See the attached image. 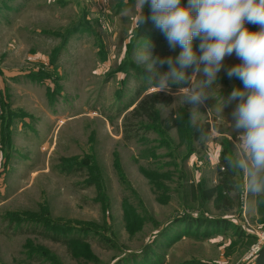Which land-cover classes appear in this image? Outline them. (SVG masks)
I'll use <instances>...</instances> for the list:
<instances>
[{"label":"rangeland","instance_id":"obj_1","mask_svg":"<svg viewBox=\"0 0 264 264\" xmlns=\"http://www.w3.org/2000/svg\"><path fill=\"white\" fill-rule=\"evenodd\" d=\"M133 3L0 0V264H51L40 257L27 260L29 248L43 247L61 264H117L129 254L135 258L121 264H256L264 246L259 210L263 200L244 198L234 188L226 193L219 189V203L202 195L219 185L216 166L239 135L230 127L239 100L229 101V96L238 85L244 86L235 77L227 83L222 79L241 61L235 54L225 58L218 84L198 106L195 125L210 129L202 141L193 140L191 156L185 158L191 105L182 103L175 84L160 91L172 97L169 106H160L162 117L173 112L180 118L166 134L174 148L143 154L161 138L148 132L146 142L139 137L125 140L124 117L140 96L158 91L143 85L158 81L168 67L157 63L156 70L149 71L136 64V53L147 44L145 37L129 56L137 28L134 15L124 10ZM247 26L253 31L259 27ZM154 32L157 40L163 39L158 28ZM161 42L169 45L166 38ZM149 51L160 59L175 58L176 47L169 46L167 54L156 55L151 46ZM131 62L140 70L130 69L129 75L120 71ZM132 123L136 133V122ZM142 165L153 170L145 173ZM240 180L238 175L236 182ZM153 181L167 188L166 196L154 189ZM132 207L147 218L141 228L127 224V219H136L127 212ZM188 211L230 218L233 224L222 231L206 228L203 236L204 227L185 232L179 223L169 235L152 241L159 226ZM44 220L67 227L46 230ZM89 225L110 239L83 232ZM235 225L249 235H235ZM57 232L86 240L77 251L81 259L75 248L52 238ZM149 243L148 254L136 255Z\"/></svg>","mask_w":264,"mask_h":264},{"label":"clouds","instance_id":"obj_2","mask_svg":"<svg viewBox=\"0 0 264 264\" xmlns=\"http://www.w3.org/2000/svg\"><path fill=\"white\" fill-rule=\"evenodd\" d=\"M146 5L169 46H179L182 51L175 58L160 59L151 55L147 44L136 53L135 62L149 71H155L157 63L168 65L158 81H148L158 92L190 80V86L179 88L177 94L184 105H191L193 125L200 114L198 106L218 84L225 58L235 54L241 61L227 70L228 77L239 79L244 87L234 88L229 96V101L239 100L230 125L239 135L231 153L223 154L222 163L241 177L235 191L244 198L264 200V0H187V4L181 0H134L124 11L134 15L137 29L146 21ZM250 24L258 25V30H251ZM197 38L201 41L199 56L193 50ZM193 65L192 75L186 76L184 69Z\"/></svg>","mask_w":264,"mask_h":264},{"label":"trees","instance_id":"obj_3","mask_svg":"<svg viewBox=\"0 0 264 264\" xmlns=\"http://www.w3.org/2000/svg\"><path fill=\"white\" fill-rule=\"evenodd\" d=\"M144 14L146 16V21L144 24L141 25V27L139 29H137V31H135L134 33V37H133V41L132 44L130 45L129 49V56H131V58L134 56V52L137 49V47L139 46V42L141 41V38H146L147 40V44L149 46H151V51L156 54V55H160V52L167 54V49L169 48V45L164 44L163 39H165V36L162 33H159L158 36L159 38H163L160 40L156 39L157 34L154 32L152 34V30L155 31L156 27L153 23V21L151 20V9L150 6L146 5L144 8ZM77 30V28L74 29H70L68 30V34H72L74 33V31ZM158 38V39H159ZM66 39V37H65ZM67 40H65L62 45L63 48L66 45ZM161 42V43H160ZM200 39H194L193 41V50L196 52L197 56H199L201 54V50H200ZM157 43L159 44L157 46ZM146 44V45H147ZM180 51H182V49L177 46L176 47V54L175 57L179 55ZM134 61V60H133ZM165 66L168 67V65L165 63ZM193 66H189L186 69H184L186 76L190 77L193 73ZM130 69H135V70H140L139 67H137L136 65H134L132 62L131 63H125L124 66L121 67L120 71H125L128 75H129V71ZM39 77L42 78V75L39 74L37 75ZM223 82L227 83L230 80H233L229 77H223ZM235 80V79H234ZM190 83V80L188 81V83H184V84H180L178 85L179 87L176 86H172V87H186L188 86ZM149 85L144 86L143 85V89H148ZM239 88V85L238 87ZM142 91H139L138 96H140V93ZM120 93V92H119ZM172 102V97L169 95H164L162 92H152L150 94H147L146 96L139 97V100L137 102V104L134 106V108L132 110H130V112L125 115L124 117V124H123V133H124V139L125 140H132V139H143L144 142H146V138H147V133L148 132H155L157 133V135L159 136V138H161L160 140H157L155 144L150 145L148 147H146L143 150V154L144 152L148 155L151 156V153H156L157 148L161 147H167V148H174V144L172 143L171 139L168 138L166 136V134L169 132V130H172L173 128L177 127L178 122L180 121V118H178V115H176V113H171L169 116L167 117H162L161 114V108L160 106H169ZM133 121H135L136 123L134 124L135 126L137 125V129H136V133H134V129L132 127L133 125ZM187 124H189V129H188V143H189V148L186 152L185 158H188L189 156H191L193 154V152L195 151V147L193 144V140H198V141H202L203 137L205 136L206 132L210 129L209 127H198L197 125H193L192 122H187ZM209 126V125H207ZM139 127V128H138ZM223 143V144H222ZM221 144L225 146L228 144L227 141L222 142ZM232 149L230 147H227L226 149L223 150L221 158L217 164V170L220 176V181H219V185L215 188L212 189H205L204 192H202L203 195V199L205 200H212L214 198H216V203L217 202V198L219 197V193L218 190L220 189L222 193H226L227 191H229L230 189L234 188V183H236V178L238 175H234L231 171H229L228 169H226L223 166L222 163V156L224 153H231ZM156 158V157H153ZM144 165H142V171H144L145 173L152 171L153 169H146L145 167H143ZM156 171L157 172H162L161 167L156 166ZM160 176H163V173H160ZM150 179H153V177H151V175H148ZM170 174L167 173L166 177L164 179H166L167 177H169ZM154 189H156V187L158 189H162L163 191V195L166 196L165 192L167 191V188H165L162 184H157V181H153L152 182ZM194 189V187H193ZM221 194V193H220ZM259 210L264 218V200L263 202H260V206H259ZM128 213H133L136 217V219L133 221V219H127V224L129 225L130 228L134 229V228H141L144 226L147 218L146 216L142 215L141 213L138 212L136 207H132L131 209H127ZM197 212V211H196ZM184 224L185 225V232H189V230L191 231L192 229L195 230H200L202 227L205 228V232L203 234V236L207 235L206 228L209 227H213L216 231H222L223 228H226L229 226V224H233V222L231 221L230 218H225V217H212V216H207V215H200L195 214V211H188L185 213H181L179 215L173 216L166 224H164L163 226H159L156 232V235L153 238V242H157V237L161 238V237H165L166 235L170 234V231L175 228L176 224ZM60 224V223H59ZM43 225L45 226L46 230H49V228H53V229H57V230H64L65 228L62 226L67 227L64 224L58 225V224H54L53 221L51 220H44ZM239 225H235V235L239 236V237H244V236H248L249 233H247L246 231H244L243 229L237 227ZM244 228V227H242ZM83 232H93L96 235H100L102 237H105V234L100 233L97 229L91 227L90 225L87 226V229H83ZM209 230V229H208ZM53 234L52 238L56 241L59 240H63L67 246L69 248H75L76 250V254L75 256H77L78 259H81L80 254L77 251L82 250L81 246L83 245H87V242L84 238L82 237H66L67 235H62L61 233L57 232V233H51ZM175 234V233H174ZM179 236V234H177L175 237ZM106 238V237H105ZM174 238V237H173ZM107 240L110 239V237L106 238ZM112 240V239H111ZM152 243V242H151ZM149 243L147 245V247L141 251V253H137L136 255H141L144 256L146 253L148 254L150 251V247L152 246V244ZM158 245L161 246L162 244ZM27 255V260H32L35 257H40L43 258V260H46L48 262H50L51 264H61L59 262L58 257H56L55 255H53L52 253H49L46 251L45 247H43V249H35V248H29L28 252H26ZM130 256V257H129ZM85 258V257H83ZM131 258H135V256H133L132 254H129L127 257L123 258L121 261H119L117 264H121V262H123L124 260L127 259H131ZM87 259V258H85ZM88 260V259H87ZM256 264H264V246L262 247V249L260 250V253L258 254V256L256 257Z\"/></svg>","mask_w":264,"mask_h":264}]
</instances>
